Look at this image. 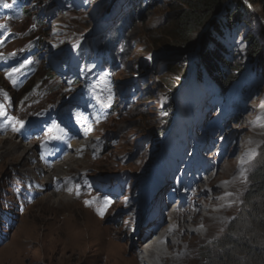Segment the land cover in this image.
<instances>
[{"label": "rangeland", "instance_id": "1", "mask_svg": "<svg viewBox=\"0 0 264 264\" xmlns=\"http://www.w3.org/2000/svg\"><path fill=\"white\" fill-rule=\"evenodd\" d=\"M23 1L5 0L11 5L8 8L0 5V64L3 63L0 65V139L12 137L22 142L23 135L36 133L37 140L42 144L39 157L45 159L51 155L50 150L55 143L63 147L72 140L79 141V138L73 139L75 132L73 135L63 131L65 126L61 123L58 127H51L49 115L55 113L53 117L56 119V113L63 105H70L75 94L90 90V87L102 104L95 105L93 98L91 105H94L96 113L95 122L89 109V120L86 121L79 114L74 117L77 124L85 123L87 137L92 138L95 145L87 153L84 165L75 168L77 163H74L70 168H60V172L65 168L68 170L65 172L70 175L60 179L59 176L64 173L59 172L60 180L56 183L60 184L58 187L62 186L57 187L59 195L53 194L51 189L39 194L35 190L40 187L29 184V176H25L21 169L35 171L36 161L31 160L27 166H23L20 161L0 157V264H145L141 252L147 248L156 253L152 260L147 261L148 264H198L200 250L207 243L215 245V240L241 211L249 182L248 167L250 165L252 168L264 151L262 122L254 120L258 123L252 126L246 123L254 119L250 115H255V100L260 98V103L264 102V71L258 62L246 54L247 38L251 35L256 36L264 46V0H253V3L242 0L248 9L240 7L241 19L233 27L222 25L221 33L216 31L215 25L200 26L190 37L192 43L183 48L178 41L162 34L169 27L167 22L173 17L176 5H183L179 0H149L150 12L137 5L143 0ZM230 2L232 9H235V0ZM52 8L59 10L57 16L56 12L50 15ZM127 18L132 19L128 27L124 23ZM223 18L219 14L216 25ZM154 29L158 31L155 34L152 33ZM203 32H206L205 36ZM119 35L122 38L127 35L131 40L127 52L119 50L115 43L110 42V39H117ZM210 38L219 40L218 48L226 50L231 65H243V71L234 85L236 89L243 81L248 82L242 84L243 99L240 101L231 99L234 93L220 96L217 102L216 98L213 99L217 95L213 88L218 83L201 66L200 56L203 47L213 46ZM112 44L109 50L103 49ZM81 45L84 46L83 61L74 60L76 52L73 49L74 63L80 67H76L80 74L77 77L79 83L78 86L71 85L67 77L73 79L75 75L68 73L62 78L54 69L62 79L59 78L51 68L53 59L50 53L57 48L67 49L71 46L79 49ZM127 53L130 54L129 58ZM174 64L179 71H186L184 77L167 72L168 65ZM193 75L201 78L205 85L203 87L208 90H203V93L198 90L193 107L196 110L190 113L192 105L180 100L174 95V90L180 85L187 86ZM197 83L201 85L200 81ZM148 84L150 94L144 91ZM170 100H174L173 108L168 105ZM139 103L144 106L141 107ZM199 104H204V107L198 109ZM244 104L247 105L246 113H242L240 107ZM71 108L74 113L82 110L77 103ZM227 108L230 115L223 122L221 115ZM83 109L87 110V106ZM262 111L264 116V107ZM174 117V121L181 124L191 123L197 128L199 136L190 129L188 142L183 145L170 144L171 133L174 132L170 130V125ZM261 117L262 112L259 119ZM234 120L238 121L233 125L234 131L221 139ZM16 121H23V126ZM166 122L169 125L161 132ZM223 124L224 127L220 128ZM204 126L216 129L215 134L212 131V135L207 136ZM235 131L241 132L237 139L241 146L232 154H238V163L241 153L248 154L247 160L240 162L242 166L246 165L242 168L239 166L233 178L214 180L211 184L218 186L219 191L202 198L205 184L197 182L196 173L192 178L185 172V160H189L191 156L188 155H194L196 151L199 155V150L203 149L207 141H212L209 148L212 150L204 151L209 152H203L196 158L192 167L198 170L199 165H203L206 160L211 165L215 164L221 152L226 155L227 141H233ZM66 136L68 141L64 143ZM249 138L252 139L250 143ZM31 145L35 150L30 155L37 158V146ZM2 146L0 142V149ZM246 147L252 150L244 153ZM73 151V148L70 149L69 155L66 154L61 162H55L48 168H58L72 154H78ZM209 155L215 158L211 159ZM77 156L79 158L80 155ZM206 157L209 159L205 160ZM198 159L200 161L197 163ZM231 159H224L223 169L232 165ZM235 163L234 156L233 165ZM168 168L173 174L178 169L176 182L171 181L172 176L165 170ZM160 172H165L169 177V181L165 180L170 182L168 188L183 184L177 190L185 194L186 203L180 204L176 210L167 199V188L157 204L159 201L164 202L165 198L169 204L163 203L162 221L153 222L159 223L157 227L154 226L155 232H159L164 227L172 226L171 216L173 212L177 213L179 230L171 237L178 244L176 248L163 243L161 234L153 236L147 244L144 240L139 241L142 239L140 227L145 233L152 225V222L147 224V213L142 212L143 201L147 199L140 194V189L147 191L153 189V185L149 181L142 183V180L146 175L151 178L152 173L159 175ZM107 175L116 178L104 193L98 183L104 176L107 181ZM182 178L186 179L182 181ZM205 183L207 185V181ZM228 183H232V190ZM196 186L198 189H195ZM72 190L75 196L61 199L63 194L68 195ZM161 190L162 187L159 192ZM213 197L217 199L213 200ZM105 201L110 203L105 205ZM198 204L202 205V211L197 212ZM99 209L103 210V215L99 214ZM194 213L197 216L188 225L190 231L187 232L183 221L179 220L180 216L188 214L190 217ZM91 218L101 221L95 225L96 233L85 237L82 229L85 221ZM157 241H160L157 245H151ZM122 247L123 252L118 255Z\"/></svg>", "mask_w": 264, "mask_h": 264}, {"label": "bare ground", "instance_id": "2", "mask_svg": "<svg viewBox=\"0 0 264 264\" xmlns=\"http://www.w3.org/2000/svg\"><path fill=\"white\" fill-rule=\"evenodd\" d=\"M57 1H61V0H57ZM66 3H68V1ZM72 4L73 3H71V5ZM53 12H56L55 16H57L58 13H59V10H56V9L54 10L52 8L51 12H50V15H53ZM61 21H63V20H61ZM83 48H84V46L81 45L79 49H83ZM73 49H74L75 52H77L79 50L75 46H71V47H68L67 49H65V48H57L54 51H52L50 53V55H51V58L53 59L51 61L52 64H53V67L51 66V68L53 69L54 72L56 70L62 76V78H64V75L68 74V73H71V74L75 75V77L73 79H70L68 77H67V79H68V81L70 80L69 84L77 85L79 83V80H77V77H79L78 75H80V74L76 70V67H79V66H78V64L74 63V60H76V61L82 60L83 61V59H81V57H74V60H72L71 59V53L73 52ZM58 73L55 72V74L59 78H61L58 75ZM84 73H86L87 76H88V73H87L86 70H84ZM197 85H199V83ZM70 91H71V89L68 90V92H70ZM195 91L198 92V89H195ZM93 92L94 91L91 89V87H90V90L86 89L84 92H78L77 94H75L74 98L69 102L70 105L68 103H66L65 105H63V107H61L60 110L58 109L59 111H57V113H56V114H58V117L56 119L53 117V115H55V113L53 115L52 114L49 115V120H50L51 127H54V126L58 127V125H60V123H61V125L65 126L64 127L65 129L63 131H69L70 134H73V135H74V132H75L74 137L73 136L72 137H73V139L74 138H79L78 139L79 141L72 140L67 145H64L63 147L61 145H59L58 143H55L56 145H53V148H51V150H50L52 152V153H50L51 155L46 157L45 159L39 157V155H40L39 151L41 149L40 146L42 144H41L40 140H37V134L36 133H30V134L23 135L24 139H23L22 142H17L12 137H7V138L0 139V142H2V144H3V146L0 149L1 150L0 151V157H2V158H4V157L5 158H11L12 160H17L18 162L20 161V163L23 166H27V163H29V161H31V160H34V161L37 162L36 163L37 164V168L35 169V171H31L30 168L21 169L25 173V176H29L28 177L29 179H27V180H28V182H29V184L31 186L40 187L39 189L37 188L35 190V192H38L40 194V193H43L44 191H46L47 189H51L53 194H58L59 195L60 192H59L58 188H61L62 186L58 187V185H60V184L57 185L56 183H57V180H58V175H59V172H60L59 171L60 168H63V167L70 168V167H72L71 165L74 166V163H77L75 168H77V166H79V165H84L85 164L84 162L87 159V153L91 149H93L95 143H94L92 138L87 137V134H86V130L87 129H84L85 128V123H83V124L82 123H78L77 124V121L75 120L74 117L79 114L80 116L85 117L86 121L89 120L90 119V114L88 113V109H89L93 113L92 114V117H94L93 122H95V118H96L95 114L96 113L94 114V110H95L94 109V105H91L92 101H93V98L95 97V103H94L95 105H97V102H99L98 105L102 104V102H101V99L99 98V96H96L97 94H95ZM187 93H188L189 96L192 95V92H191L190 89L187 91ZM196 93H193L194 101L195 100L197 101ZM203 98H206V97H203ZM198 101H200L199 98H198ZM219 102H220V100H219ZM76 103L79 105V108L82 109V110H79V113H77V112L74 113V110H72V108H71V106L75 105ZM212 105H214V103L211 104V106ZM86 106H87V110L83 109L84 107L86 108ZM197 106H198V109H200V108L204 107V104H202V105L199 104ZM240 107H241L242 113H246L247 105L244 104L243 106H240ZM107 112H108V108H107ZM238 115H240V114H238ZM250 117H253V115H250ZM174 119H175V117L173 118V120ZM56 120H58V121H56ZM203 120H204V118H203ZM256 120H260L262 122L261 123L262 126L264 127L263 111H262L261 119L257 118ZM246 123H247L248 126L249 125L252 126V125H254L256 123V121H254V119H253L251 121L248 120ZM7 124H6V126H7ZM196 125H197V122L195 123V126ZM202 125H203V121H202ZM8 126L10 127V124H8ZM11 126L13 128L14 124L11 125ZM70 128H73L75 130L72 131ZM243 128H245V127H243ZM203 130L206 132L207 136H208V134L212 135V133H213L212 131H214V134L216 132V129L210 128V127H205V126L203 127ZM217 131H219V130H217ZM219 132H221V131H219ZM240 133H241L240 131H235L233 133V141H227L228 145H227V148H226V152H227L226 155H224V153L221 152V154L219 155L220 158H219V160L217 162H215V164L211 165V163H209L206 160V158H205L206 161H203V165L202 164L199 165V169L198 170L195 167H192V163L196 161V158H199V156L204 151L208 150L211 147V142L212 141H207V143L204 145L205 148L203 147V149L199 150V155L196 154V153H198V151H196L194 153V155L193 154L192 155H190V154L188 155V156H191L189 158V160H187V159L185 160V165H186L185 172L188 173L191 177L193 176L194 173H196L198 175L197 178H196L197 182H199L200 184H202V183L205 184L204 188H202L203 189L202 198H206L209 194H213L214 192H218L219 191V187L218 186L215 187V186H212V184H211L214 180H218V179L219 180H221V179L225 180L226 178H233V177H235L236 173L239 171V166H240V168H242V167H244L246 165L244 163L245 165L242 166L240 163H238V161L236 160V156L238 154H236V153L232 154V153H234L236 151V149H238V146L239 147L241 146L239 144V141L237 140L240 137ZM237 135H238V137H237ZM81 137H82V139H81ZM84 137L86 139H83ZM63 141H64V143H67V141H68L67 136H66V138H64ZM251 141H252V139L249 138L248 142L250 143ZM31 144H34L35 146H37V158L34 157V155L33 156L30 155V152L35 150L34 147ZM72 148L74 149L75 153H78V154H72V156H70L68 159H66L67 158L66 157L65 158L66 160L63 161V163H60L58 165V168L56 166H55V168H52V167L50 169L48 168L51 165H53L55 162H58V161L61 162L60 160L62 158H64V156L66 154H68V152L70 151V149L72 150ZM196 148H197V145H196ZM209 150H212V148L209 149ZM244 150H245L244 151V153H245L248 150H252V149H249V148L246 147ZM232 151H234V152H232ZM208 152H204V153L207 154ZM77 155H80L81 157L79 156V158H81V159H79ZM234 156H235V162H236L235 165H233ZM209 158L214 159L215 156L212 157V155H209ZM230 158H233V159H231V160H233L232 165L229 164L230 167L223 169L222 166H223L224 159H230ZM247 158H248V154L246 156L245 154L241 153V160L245 161V160H247ZM199 161L200 160L198 159L197 163ZM43 166H45L47 168V170L45 168L42 169ZM21 168H23V167H21ZM65 168L61 169L60 174H62V172L64 174L59 176L60 179L62 177H64V176H66V175L67 176L70 175L67 172H65V171H68V170H65ZM201 168H202V171H201ZM54 169H56V170L53 173ZM221 169H223V172H221V175H220V170ZM213 171H215L216 175H215V173H214V175H212ZM177 172H178V169L176 170L175 174H173L172 172L170 173L171 175L172 174L174 175V178L173 177L171 178L172 182L173 181H175V182L177 181L176 178L179 177V176H176ZM217 172H218V174H217ZM146 176H145V178H143L142 183L146 182V181H149L153 185V189L149 188L147 191H145V189H142V190L140 189V194L143 197L145 196L146 199H147L146 201H143L142 212H143V214L147 213L146 214L147 224L152 222V225L149 227L148 232H145V233H144V229L142 230L141 227H140L142 239L139 240V241H143L144 240V243L147 244L149 241H151L153 239V236L155 237V236L161 234V235H163V239H164L163 243H168L169 245L172 246V248H176L178 246V244H177V242L175 240H172L171 237H173L175 235V233L177 232V230H179L178 229V224H177V221H176L177 220L176 218H179L177 213L173 212V215L171 216L172 226L164 227V229H162L159 232H155L156 231V227H157V225L159 223L158 224L157 223L153 224V222H156V221H159V220L162 221L161 217L164 216L162 214L163 203L164 202H166L167 204H169V202H170L172 204H175L177 207H179L180 204L186 203L185 194L184 193L177 194V192H176L177 191L176 188L181 187L183 184H181L180 181H178L177 184L180 183L179 186L172 185L173 187L168 188L169 185H170V182H167V181H169L170 179H169V177H167L165 172H160L159 175H155L154 173H152L151 178L150 177L147 178ZM104 177L100 178V182L98 183V185H101L100 189H104V193H106L108 188H109V185L113 184V182H114L116 177L112 176V175H107L106 176L107 181H105ZM194 177H195V175L192 178H194ZM70 178H72V176ZM186 178H187V176H186ZM186 178H184V179L182 178V181H184ZM192 178H190V179H192ZM165 180H167V181H165ZM70 181H71V179H70ZM205 181H207V185H206ZM69 186H70V184H69ZM63 187H65V185ZM92 187H94V184L92 185ZM161 187H162V190H161V192H159V189ZM228 187H229L230 190H232V188H233L232 183H228ZM196 188H197V186L195 187V189ZM166 189H167V191H166ZM171 189H173V190L170 191ZM165 191H166V195L168 194L167 195V199H168L169 202L165 198L164 202L163 201H159V204H157V200H159V197H161V194L163 192H165ZM75 194H76L75 191L72 190L71 192H69L68 195H64L63 194L61 199L72 198V196H75ZM105 198H108L109 200L114 201V199H111L109 197H105ZM76 199H77V197H75V200ZM216 199L217 198L213 197V200H216ZM213 200H211V201H213ZM199 201H201V200H199ZM154 205H155V207L152 208ZM198 205H197V207H199V210L197 212L202 211V205L201 206L200 205L198 206ZM148 208L150 209V211H149ZM197 212H195V213H197ZM195 213L192 216L190 215V217H189L188 214H184V215L182 214L180 216L179 220L183 221L184 229L187 230V232L190 231L189 226L191 225V223L193 221H195L194 220L195 216H197ZM148 214H149V217H148ZM100 221L101 220L99 218H96V219L91 218L90 220L85 221L86 222L85 226L82 229L83 233H84V236L85 237H87V236L90 237V236L94 235L96 233V231H97V228H96L95 225L98 224ZM154 226H156V227H154ZM143 228H145V226H143ZM147 235H150V236L147 237ZM153 243L154 242H152L151 245L155 246V245H157L159 243V241L155 242L154 244ZM162 245H164V244H162ZM147 249H144L141 252V257L143 258V261L145 262V264H148V262L150 260H152L153 255L155 256V254H156L153 249H149V248H147ZM122 252H123V247H122V249L119 250L118 255H120Z\"/></svg>", "mask_w": 264, "mask_h": 264}, {"label": "trees", "instance_id": "3", "mask_svg": "<svg viewBox=\"0 0 264 264\" xmlns=\"http://www.w3.org/2000/svg\"><path fill=\"white\" fill-rule=\"evenodd\" d=\"M179 1L183 5H176L173 17L167 22L169 27L162 34L169 39L178 41L182 44V48L192 43L190 37L200 26L203 28L207 24L215 25L216 31L222 33V25L233 27L240 21L241 6L248 9L247 4L242 0H235V9H232L230 0ZM249 1L253 3V0ZM22 2L24 1L22 0ZM148 2L149 0H143L137 5L146 12H150L151 4ZM219 14L224 18L219 21V25H216ZM124 23L128 27L132 23V19L127 18ZM157 32V29L152 30L154 34ZM202 34L205 36L206 32ZM160 40L163 41V39ZM210 40L213 46L201 49V66L209 71L211 77L218 83L220 92L227 96L229 90L234 88L239 73L243 71V65H231L226 50L218 48L219 40L217 38H210ZM130 41L127 35L125 38L119 35L117 39H110V42L115 43L116 48L123 52H127ZM247 41L246 54L258 62L264 71V46L256 36H249ZM153 42L156 43L154 39ZM113 44L104 46L103 49L109 50ZM129 57L130 54L127 53V58ZM167 72L182 77L186 75V71H179L175 64L168 65ZM137 73L139 74V72ZM171 84L173 85V83ZM144 91L146 94H150L149 84L144 88ZM139 105L144 106L140 103ZM168 105L173 108L174 102L170 100ZM165 125V129H162L161 132L166 130L169 123L166 122ZM258 159L252 168L250 165L248 167V170L250 168L248 171L249 182L245 189L241 211L230 221L222 235L215 240V245L207 243L200 250L197 257L198 264H264V151Z\"/></svg>", "mask_w": 264, "mask_h": 264}, {"label": "snow or ice", "instance_id": "4", "mask_svg": "<svg viewBox=\"0 0 264 264\" xmlns=\"http://www.w3.org/2000/svg\"><path fill=\"white\" fill-rule=\"evenodd\" d=\"M0 5H2L5 8L11 7L10 4L6 3L5 0H0ZM17 123H19L21 126H23V121H16ZM16 131H18L19 129H14ZM108 203H110L109 201H105V205H107ZM100 215H103V210L99 209L98 210Z\"/></svg>", "mask_w": 264, "mask_h": 264}]
</instances>
